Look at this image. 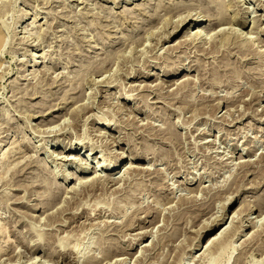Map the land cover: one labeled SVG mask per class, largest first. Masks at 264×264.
Segmentation results:
<instances>
[{
    "label": "rangeland",
    "instance_id": "1",
    "mask_svg": "<svg viewBox=\"0 0 264 264\" xmlns=\"http://www.w3.org/2000/svg\"><path fill=\"white\" fill-rule=\"evenodd\" d=\"M208 1L264 49V0H0V264H264V59L168 47Z\"/></svg>",
    "mask_w": 264,
    "mask_h": 264
},
{
    "label": "bare ground",
    "instance_id": "2",
    "mask_svg": "<svg viewBox=\"0 0 264 264\" xmlns=\"http://www.w3.org/2000/svg\"><path fill=\"white\" fill-rule=\"evenodd\" d=\"M217 5L218 4L214 3V1H212V2L208 1L207 4H205V5L203 4L201 6V8L199 9V12L200 13H197L198 15H196V14L194 15L190 11H189L188 14L185 13V16L184 17L182 16L181 20L179 22L175 23L176 25H175L174 29L172 31H170L169 34H167L168 35L167 36V40L170 41L171 39H173L175 37H178L181 33H183V32L185 33V34L183 33L184 34L183 38H181L180 40L178 39L172 45H168V47L171 48L170 50H172V49H180V48L188 47V46L190 47L191 45H198V44H200L202 42H205V41H207L208 43H211L212 49H215L216 48V44L218 42L217 39H219L218 37L225 36V35H229V36L236 37V39L239 40L243 44L250 45L251 48L254 49V52H256L259 56H261L264 59V49H261V47H263V46H260V45L256 46V42L254 41L253 37H251L249 35V34H252L253 33V28L250 31H248V33H245L244 30H238L237 27H236L237 25L242 26V29H244L245 26H246V24H247V22L245 20H242L241 18L237 17L238 15H235V17H231L232 15L229 16L226 13H223V11L221 9H219V10L222 11V13H221L218 10ZM182 15H183V13H182ZM255 22H258V21H255ZM218 24H226V25H229V26L224 27V28H221L222 26H220V27H217L216 28L215 26H217ZM165 36H166V34H165ZM259 40H261L262 43H264V40L263 39H259ZM168 47H167V49H168ZM172 47H174V48H172ZM198 47H199V45H198ZM165 71L166 70L164 69V72ZM149 74L151 75V74H156V73H154V72L153 73H150L149 72ZM163 80L168 82V80L166 78H163ZM163 80H162V82H163ZM181 80H183V78ZM161 83H157V84H161ZM175 84L178 85L179 84V81H176ZM186 84H188V82L183 81L180 85H184L185 86ZM147 85L151 86L150 84H147ZM68 150L71 151L72 149H68ZM120 155L117 154L116 157L114 156V158H111L112 160L109 159V158H106V159L104 158V160H101L100 159V161L98 162V166H100L103 171L109 173L108 175L107 174L105 175L103 181L101 180L100 183H102V184H104V183H107V184L112 183L114 185V184H117L119 182V180L117 178H113L112 177V172H114L115 169H116V166L115 165H116L117 160H118V158H119ZM68 158H70V159H67V160H72L73 159L72 157H69V155H68ZM80 160L81 161H84L85 160V162L83 164L80 163L79 164V167H81V168H83V166L89 167V163L87 161L88 160L87 158H82ZM109 160L114 161V164L111 165V162H109ZM130 160H131L130 161L131 163L130 164H127V166L128 165L129 166L128 167L126 166L127 169H125V173H129V171L131 172V170H134V169L139 168V167H137V165L136 166L134 165L133 159L130 158ZM83 171H85V169ZM95 171L96 172L98 171V168L97 167H96ZM71 175H73V174H71ZM100 177H98V178H100ZM79 178H80V180H79V184L80 185H85V184L89 183V179L88 180L87 179L83 180L84 177L82 179H81V177H79ZM90 178H92V177H90ZM94 178H93L92 181H90L91 184H93V185L95 183L98 184V179L96 178L97 179L96 180ZM100 179H102V178H100ZM94 180H96L97 182L94 181ZM260 211H262V206L259 205V203H258L257 207L252 210L251 214H256L257 212H260ZM242 212L243 211H240V209H236L234 211V215L232 217V222H231L232 225L236 222V218H238V216H236V215H240V214L242 215ZM219 220H220L219 221V223H220L221 222V219H219ZM243 220H241V225H240L239 229H242L243 226H244ZM252 222L253 221H250V223L248 224V226H253V223ZM219 223H217L212 228H210L208 230V232H210L213 229H215L218 226ZM228 229L229 228L227 227L223 232H221V234L216 235V236L210 238V240H209L210 245H213L214 246V245H218V243H221L223 241V239L225 237H227L226 235L229 233Z\"/></svg>",
    "mask_w": 264,
    "mask_h": 264
}]
</instances>
